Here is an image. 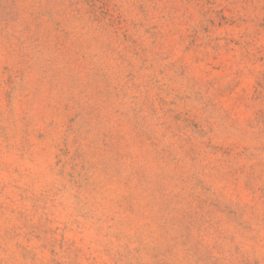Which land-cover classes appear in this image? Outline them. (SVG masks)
<instances>
[{"label": "rangeland", "instance_id": "obj_1", "mask_svg": "<svg viewBox=\"0 0 264 264\" xmlns=\"http://www.w3.org/2000/svg\"><path fill=\"white\" fill-rule=\"evenodd\" d=\"M0 264H264V0H0Z\"/></svg>", "mask_w": 264, "mask_h": 264}]
</instances>
